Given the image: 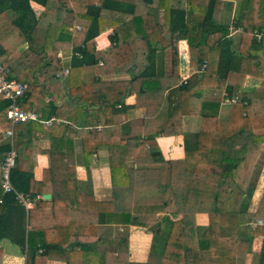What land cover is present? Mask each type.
Listing matches in <instances>:
<instances>
[{
  "label": "trees",
  "instance_id": "1",
  "mask_svg": "<svg viewBox=\"0 0 264 264\" xmlns=\"http://www.w3.org/2000/svg\"><path fill=\"white\" fill-rule=\"evenodd\" d=\"M10 1L17 12L11 21L28 46L19 52V45L8 47L0 37V62L10 76L27 83L22 109L41 120H59L50 126L38 120L14 125L13 185L31 196L51 192L50 199L39 197L36 204L54 210L65 191L47 172L39 181L33 178L37 132L48 130V154L57 166L58 158L68 159L65 147L74 136L89 127V135L81 137L83 155L90 158L99 147L107 148L111 198L97 200L89 192L84 202L88 196L77 191L72 203L78 222L70 241L60 243L54 237L58 225L34 222L36 209L25 212L13 193L0 187V239L19 245L28 264L54 257L66 264H86V259L135 264L126 233H98L102 224L133 225L152 235L147 258L139 264H246L259 235L261 248L249 264H264V188L250 209L264 142V132H257L264 130V87L241 90L246 76L264 77V0H226L237 2L230 20L223 17V0H37L44 6L38 18L29 0ZM154 3L163 10L162 19ZM107 29L108 45L97 48L96 36ZM180 39L186 40L195 68L185 81L179 79ZM65 48L71 49L68 96L56 105L46 97L63 88L58 52ZM107 75L125 77L104 79ZM205 87L235 98L226 117L219 116L218 100L203 99ZM132 94L135 102L126 104ZM133 107H143L144 114L129 118ZM7 109L0 94L2 131L10 127ZM185 115L201 117L199 130L183 132ZM177 134L184 135V156L165 159L157 137ZM8 147L0 144V162ZM197 213L207 216L206 225L197 223Z\"/></svg>",
  "mask_w": 264,
  "mask_h": 264
},
{
  "label": "crops",
  "instance_id": "2",
  "mask_svg": "<svg viewBox=\"0 0 264 264\" xmlns=\"http://www.w3.org/2000/svg\"><path fill=\"white\" fill-rule=\"evenodd\" d=\"M17 1V0H16ZM222 1V0H220ZM223 17L225 20L231 19L236 10V1H226L223 0ZM15 4V3H14ZM13 3L10 0H0V37L4 39V43L8 47L18 46L17 51L22 52L28 46V41L24 39V35L19 31V29L11 21L17 14L16 10L13 8ZM17 5L15 4V7ZM29 6L31 8V13L35 18H38L44 10V6L37 0H29ZM156 3H154V13L162 19L163 10L155 8ZM24 9V7L22 8ZM105 14L108 11H104ZM37 31V30H36ZM39 31V30H38ZM41 31V30H40ZM111 33V29L100 33L96 36L97 48H104L109 43L108 34ZM39 35L38 32H36ZM22 40V41H21ZM19 43V44H18ZM179 79L180 81L186 80V78L195 70L189 64L188 58V48L187 42L184 39H180L179 43ZM58 57L60 58L64 66V75L62 78V86L60 93L54 92L51 97H46V99H51L56 105H61L68 96V86H67V69L70 63L71 49L65 48L58 52ZM167 54L165 55V60H167ZM101 62V61H100ZM12 75V74H11ZM115 77H125V75H107L104 79L115 78ZM264 87V77L262 79H256L251 76H246L244 85L241 88L242 91H252ZM203 99L207 100H218L220 102L219 116L226 117L229 109V103L225 101L224 91L222 89L205 87L202 89ZM126 104H133L135 102V95H129L126 100ZM129 118L140 117L144 114L143 107L130 108L127 111ZM8 119V118H7ZM50 123H44L45 126H50L52 122H59L53 116L48 118ZM46 119V120H48ZM67 122V121H65ZM201 124V117L199 115H185L182 118V129L183 132H195L199 130ZM89 127L82 130V132L77 133L74 136L72 145L65 147V151L68 154V159H57V166H52L50 157L48 154V149L50 147V138L48 130H43L37 132L39 135L38 144L32 149V174L35 180H41L47 175L50 177L49 180H55L60 182L62 189L63 201H58V204L54 210L48 209V205L36 204L39 197L44 199H50L52 197L51 192H44L38 194L37 196H31L32 202L29 207H24L25 212L29 209L33 210V221L40 224L54 223L56 226L55 231L59 230L58 233H54V237L59 240V242L67 243L70 241L72 236V225L75 226L78 222L77 212L75 204L72 202H77V191L80 194L87 195L88 198L84 202H89V192H92L93 196L97 200H108L111 198V178L110 170L108 166V154L107 148L105 146L99 147L92 155L87 158L84 157L82 151L81 137L83 135H89ZM257 132H264V130H258ZM0 133L2 142H7V137L0 127ZM184 135H159L157 137V143L161 151L162 156L165 159H176L184 156ZM88 160V162H87ZM25 166V163H24ZM27 167V166H25ZM28 168V167H27ZM257 181L254 187L253 195L251 198L250 209L254 210L258 199L264 188V142L261 147V151L257 160ZM69 176L70 180L67 179ZM57 177V179H56ZM66 180L69 184L66 187ZM63 185V186H62ZM50 184L48 185V187ZM26 193V192H25ZM48 193L49 197H43V194ZM69 194V195H68ZM68 195V196H66ZM60 197V198H61ZM254 202V203H253ZM253 203V204H252ZM21 204V203H20ZM55 204V205H56ZM89 204V203H88ZM22 205V204H21ZM199 215V214H198ZM196 215L197 223L201 225L207 224V216L203 213L204 218H199ZM85 222H87V215H85ZM42 225V224H41ZM27 230H31V226H26ZM98 233L102 236H119L122 234H127L129 243V260L135 264L142 263L146 260L151 243L152 235L145 231L143 228L129 225H99ZM262 244V237L257 235L253 238L251 245V252L247 253L245 263L249 264L251 261L252 252L259 251ZM0 264H24L27 263L26 253L21 249V247L9 238L4 237L0 239ZM76 262V260H75ZM45 264H66V260L54 257L52 259H47ZM86 264L89 261L86 259Z\"/></svg>",
  "mask_w": 264,
  "mask_h": 264
},
{
  "label": "built area",
  "instance_id": "3",
  "mask_svg": "<svg viewBox=\"0 0 264 264\" xmlns=\"http://www.w3.org/2000/svg\"><path fill=\"white\" fill-rule=\"evenodd\" d=\"M233 30V27L232 29ZM231 34V33H230ZM262 33H257L260 37ZM205 63L201 65L203 69ZM185 81V80H183ZM27 83L10 76V71L0 62V94L3 98L8 100L7 118L10 121V127L4 130V134L7 137L9 147L5 150L2 161L0 162V187L5 192H12L15 200L25 207H29L32 202L30 194L18 190L11 181V171L16 163L17 152L13 144V128L14 125L20 122L28 120H38L44 123H50V119L41 120L37 113L31 110H24L20 107V101L27 89ZM225 101L233 102L235 98L225 97ZM100 125H97L99 128ZM1 202V199H0ZM28 264V263H24Z\"/></svg>",
  "mask_w": 264,
  "mask_h": 264
},
{
  "label": "rangeland",
  "instance_id": "4",
  "mask_svg": "<svg viewBox=\"0 0 264 264\" xmlns=\"http://www.w3.org/2000/svg\"><path fill=\"white\" fill-rule=\"evenodd\" d=\"M232 27H233L232 25L229 26V29H232ZM232 33H233V30H232ZM253 203H254V202H253ZM253 203H252V204H253ZM198 214H199V215H198ZM197 215H198L199 218H204L203 213H197Z\"/></svg>",
  "mask_w": 264,
  "mask_h": 264
},
{
  "label": "water",
  "instance_id": "5",
  "mask_svg": "<svg viewBox=\"0 0 264 264\" xmlns=\"http://www.w3.org/2000/svg\"><path fill=\"white\" fill-rule=\"evenodd\" d=\"M50 195L48 193L43 194V197H49Z\"/></svg>",
  "mask_w": 264,
  "mask_h": 264
}]
</instances>
